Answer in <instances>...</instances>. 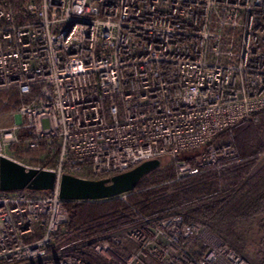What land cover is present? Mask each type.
Instances as JSON below:
<instances>
[{
    "label": "built area",
    "instance_id": "2783aa9c",
    "mask_svg": "<svg viewBox=\"0 0 264 264\" xmlns=\"http://www.w3.org/2000/svg\"><path fill=\"white\" fill-rule=\"evenodd\" d=\"M0 109V158L57 178L0 190V264H252L180 212L58 246V183L162 158L176 179L221 168L220 135L264 109V0H0Z\"/></svg>",
    "mask_w": 264,
    "mask_h": 264
},
{
    "label": "trees",
    "instance_id": "16d2710c",
    "mask_svg": "<svg viewBox=\"0 0 264 264\" xmlns=\"http://www.w3.org/2000/svg\"><path fill=\"white\" fill-rule=\"evenodd\" d=\"M256 118L220 135L234 149L232 158L218 157L221 168H206L176 179L172 164L143 177L126 201H64L68 222L56 238L57 245L97 240L139 224L142 217L180 212L187 222L205 225L244 252L239 242L241 228L257 223L264 231V219H257L264 215V165L257 166L264 153V109ZM198 154L182 153L177 160L193 164Z\"/></svg>",
    "mask_w": 264,
    "mask_h": 264
},
{
    "label": "water",
    "instance_id": "95a60500",
    "mask_svg": "<svg viewBox=\"0 0 264 264\" xmlns=\"http://www.w3.org/2000/svg\"><path fill=\"white\" fill-rule=\"evenodd\" d=\"M160 166L158 159L148 160L111 178L91 180L62 175L58 195L63 201H105L130 193L146 175ZM52 171L25 168L6 158H0V190L49 191L56 185Z\"/></svg>",
    "mask_w": 264,
    "mask_h": 264
},
{
    "label": "rangeland",
    "instance_id": "374dc122",
    "mask_svg": "<svg viewBox=\"0 0 264 264\" xmlns=\"http://www.w3.org/2000/svg\"><path fill=\"white\" fill-rule=\"evenodd\" d=\"M0 113H1V109H0ZM0 121H1V124H3V125L11 124V122H9L8 119H6L5 116H3V115H0ZM225 141L227 142V140H223L220 138L217 141V143L219 144V143H223ZM159 161H160V166L158 167L157 170H160V171L167 169L170 165L173 164V161L169 158H162ZM262 165H264V164H262ZM260 166H258V167H260ZM257 219H264V215L258 216ZM240 232H243V235L240 236L239 242L241 243V245L244 248V252H241V253L252 264H264V231H261L258 228L257 223H253L252 225H245L243 227V229L241 228V231H239V233ZM225 241L228 242L227 240H225ZM228 243H230V242H228Z\"/></svg>",
    "mask_w": 264,
    "mask_h": 264
}]
</instances>
